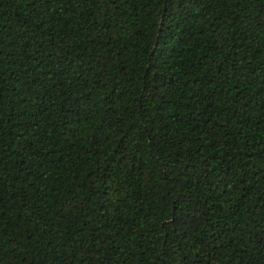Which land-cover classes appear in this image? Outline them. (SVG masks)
<instances>
[{"label":"trees","instance_id":"obj_1","mask_svg":"<svg viewBox=\"0 0 264 264\" xmlns=\"http://www.w3.org/2000/svg\"><path fill=\"white\" fill-rule=\"evenodd\" d=\"M0 264H264V0H0Z\"/></svg>","mask_w":264,"mask_h":264}]
</instances>
